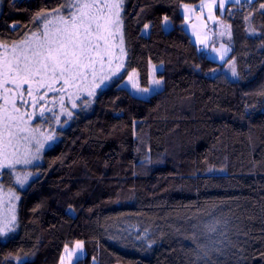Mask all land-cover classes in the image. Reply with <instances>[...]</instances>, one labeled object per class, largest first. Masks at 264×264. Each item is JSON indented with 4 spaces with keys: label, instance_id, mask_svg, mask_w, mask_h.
Here are the masks:
<instances>
[{
    "label": "trees",
    "instance_id": "16d2710c",
    "mask_svg": "<svg viewBox=\"0 0 264 264\" xmlns=\"http://www.w3.org/2000/svg\"><path fill=\"white\" fill-rule=\"evenodd\" d=\"M202 1L123 0L120 76L137 70L148 85L159 64L163 88L143 99L116 78L78 104L25 188L4 174L20 200L15 231L0 237V264H61L77 242L85 256L74 264H204L201 237L200 247L222 249L209 251L212 264H264V0L216 11L231 31L224 64L185 29L182 7ZM61 5L1 0L0 39L22 40L38 31V13ZM230 62L237 80L213 75Z\"/></svg>",
    "mask_w": 264,
    "mask_h": 264
},
{
    "label": "snow or ice",
    "instance_id": "6c2138e0",
    "mask_svg": "<svg viewBox=\"0 0 264 264\" xmlns=\"http://www.w3.org/2000/svg\"><path fill=\"white\" fill-rule=\"evenodd\" d=\"M231 2L239 5L241 0ZM250 3L251 0H244L245 5ZM219 6L224 7L223 0ZM61 7L63 12L57 9L54 14L38 13L35 20L39 30L22 40L8 43L0 39V179L4 174L2 170L8 169L7 174L15 175V183L20 187L31 173L25 171L21 174L16 166L32 165L38 160L46 144L53 146L48 142L54 140V128L60 115L67 118L73 115L65 106L66 98L71 109L77 108V100L81 101V106L87 107L97 89L103 92L109 87L106 82L112 81L113 77H118L115 83L124 79L118 76L124 68L125 55L120 37L123 0H62ZM259 7L260 14L264 15V3ZM185 10L192 11L187 4ZM244 19L249 21L251 17L245 16ZM163 22L168 23L167 16L163 17ZM229 50L223 44L219 50L212 49L218 52L219 60L224 63L231 59L227 55ZM229 69L236 77L234 64H229ZM124 75L136 94L147 98L158 92L162 84L161 80L154 79L153 87H140L137 73L129 75L125 72ZM49 93L55 95L49 96ZM41 101L45 102L40 104ZM46 108L53 121L50 124L53 130L49 132L40 126V121L50 119L45 115ZM56 108L58 112L54 111ZM37 116V125H31V120ZM15 220V216L0 218V237L15 231ZM209 231H217L216 225L210 224ZM204 239L201 237L197 241L199 254L204 258V264H212L209 251L222 252V249H218L215 242L210 247H200ZM76 248L82 250L83 242H77ZM64 251L75 254L69 253L67 247Z\"/></svg>",
    "mask_w": 264,
    "mask_h": 264
},
{
    "label": "rangeland",
    "instance_id": "374dc122",
    "mask_svg": "<svg viewBox=\"0 0 264 264\" xmlns=\"http://www.w3.org/2000/svg\"><path fill=\"white\" fill-rule=\"evenodd\" d=\"M0 3H1V0H0ZM241 3H243V2H241ZM201 5H203L202 8L200 7ZM188 6L191 7V8H189L191 10H192V7H195V9L199 10V12L196 13L197 16H196L195 19H193L191 17V11H186V10L184 11V17H185V22H186L185 23V29H187L190 32V35L192 36L193 40L197 44L201 45V47H200L201 51H204L208 55V57L210 59L218 61V62H220V64H224L223 61L219 60L218 52H213L212 49L216 48V49L219 50L220 49V45L223 44L225 47L230 49L228 54H227L228 57H230V54H231V51H232V47H231V33H230L231 31L229 29V26H227L221 20H219V18L217 17V13L215 15L214 12H212V10L206 4L199 3L197 5H188ZM183 7H185V5ZM218 7L219 8H217V9L215 8V11H217L219 9V13L222 14L226 7L225 6L223 8H221L220 6H218ZM61 12H63V11H61ZM209 16H211L213 18L209 19ZM171 27H172L171 26V22L168 20V23L164 24V29L166 31H169L171 29ZM203 29H205V33H204L205 35L201 34V31ZM143 33L145 35H148L150 33V26L145 28L143 30ZM120 37L123 40V30L122 29H121ZM201 41H203L204 44H202ZM122 46L124 48V41H123V45ZM124 52H125V48H124ZM123 61H124V66H125L126 53H125V55L123 57ZM229 64H233V62H230ZM229 64L226 65L224 70H222L221 68L216 69L213 72V75H216V74L221 73V72H226V74L230 78H232L233 80H237L238 79V73H237L236 77H233L231 75V70L229 69ZM123 70H124V68L120 71L118 76L121 75ZM161 70H162V65L151 63L148 85H144L142 83L140 74H139V72L137 70L131 71L129 73V75H131L133 72L138 74L137 75V79H138V83H139L140 87H153L152 82H153L154 79L161 80L160 78H158V75H157L158 72L161 71ZM235 71H236V68H235ZM116 78H118V77H113L112 81H108L106 83H108L110 85ZM120 86L127 88L128 90H130V92L133 95H135V96H137L139 98L149 99L147 97L137 95L136 92H135V89H132L130 83L127 82V77H126L125 80H123V82H121ZM162 88H163V81H162V84H161L158 92L161 91ZM99 91H101V90L97 89L96 90V94ZM158 92H156V93H158ZM156 93H154V94H156ZM49 94L50 95H55L54 93H49ZM81 98L82 99L84 98L83 94H81ZM80 102H81L80 100L76 101L77 106H78V104ZM65 106L68 108V110L72 111V113L74 115V112L76 111L77 108L76 109H71L70 103L67 100V98L65 100ZM73 115L71 116V118H67L65 115H60L59 122L55 125L54 131L56 132L58 129L65 128L70 123ZM52 123L53 122L49 123L48 126H46L45 124H40V126H42L43 131L49 132V131L53 130L50 127V124H52ZM32 125L36 126L37 124H32ZM56 141H57V138H56V135H55L54 140L53 141H49L48 143L54 145ZM50 148L51 147H48V145L46 144L44 149L39 154V159L38 160L34 161V163L32 165H28V166H25V165H22V164L21 165H17L16 166V170L18 172H20L21 174H23L25 171L31 173V169L34 166H36V165L41 163L44 153ZM2 172L5 174L6 172H9V170L8 169H3ZM10 179H8V180L10 181V183H12L13 186H15L16 188L23 189L33 179V174L31 173V175L29 176L28 180L23 185V187H20L19 185H16V183H15V175H10ZM4 181H6L5 175L2 176V179H0V218L15 216V218H16L15 223L17 224L18 206H19V200L20 199H19L18 194L14 190H11V188H7V186L4 184ZM3 237H5V236H3ZM69 253H75V254L74 255H69L68 253L64 252V254H63V264H74L76 260H78L79 258L84 257L85 256L84 246H83V248L81 250V249L76 248V245H75L74 247L69 248Z\"/></svg>",
    "mask_w": 264,
    "mask_h": 264
},
{
    "label": "crops",
    "instance_id": "0c3cea01",
    "mask_svg": "<svg viewBox=\"0 0 264 264\" xmlns=\"http://www.w3.org/2000/svg\"><path fill=\"white\" fill-rule=\"evenodd\" d=\"M251 1H254V0H251ZM241 2H244V0H241ZM202 4H206V5H213V7L212 8H210L211 10H212V12H214V14L216 15V11H215V8L217 9V8H219L218 6L221 4V0H203L202 2H201ZM231 3H233V2H231V0H223V4H224V6L226 7L228 4H231ZM188 8H191V7H189L188 6ZM192 10L193 11H191V17L193 18V19H195L196 18V16H197V12H199V10H196L195 9V7H192ZM184 11H185V7H182V14H183V16H184ZM185 18V17H184ZM186 23V22H185ZM186 31L188 32V34L190 35V32L186 29ZM205 33V29H203L202 31H201V34L202 35H205L204 34ZM191 36V35H190ZM191 38H192V36H191ZM192 40H193V38H192ZM193 42L199 47V49H200V47H201V45H199V44H197L194 40H193ZM202 44H204V42L202 43ZM215 61V60H214ZM215 62H217V63H219L220 64V62H218V61H215Z\"/></svg>",
    "mask_w": 264,
    "mask_h": 264
},
{
    "label": "flooded vegetation",
    "instance_id": "af4514ba",
    "mask_svg": "<svg viewBox=\"0 0 264 264\" xmlns=\"http://www.w3.org/2000/svg\"><path fill=\"white\" fill-rule=\"evenodd\" d=\"M49 96H53V95H50L49 94ZM48 100V97H46L45 98V101H47ZM45 101H41V102H39L40 104H43ZM0 103H2V102H0ZM49 106H51V105H49ZM54 111H59V109L58 108H56V109H54ZM45 115L46 116H48V117H50V119H49V121L48 122H44V121H40V124H45L46 126H48L49 125V123H51V122H53L52 120H51V113H48V111H47V108L45 109ZM39 120V117L37 116V117H35V118H33L32 120H31V125L32 124H37V121ZM2 176H4V174L2 175Z\"/></svg>",
    "mask_w": 264,
    "mask_h": 264
}]
</instances>
